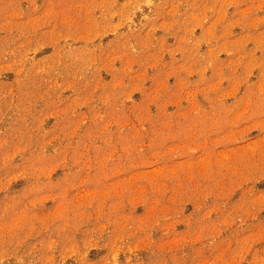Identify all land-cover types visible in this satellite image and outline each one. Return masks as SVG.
<instances>
[{"label": "rangeland", "instance_id": "1", "mask_svg": "<svg viewBox=\"0 0 264 264\" xmlns=\"http://www.w3.org/2000/svg\"><path fill=\"white\" fill-rule=\"evenodd\" d=\"M0 264H264V0H0Z\"/></svg>", "mask_w": 264, "mask_h": 264}]
</instances>
